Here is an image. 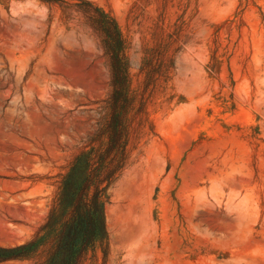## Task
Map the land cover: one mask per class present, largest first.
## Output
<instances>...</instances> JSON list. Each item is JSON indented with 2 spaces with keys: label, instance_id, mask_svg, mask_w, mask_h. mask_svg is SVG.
Here are the masks:
<instances>
[{
  "label": "rangeland",
  "instance_id": "1",
  "mask_svg": "<svg viewBox=\"0 0 264 264\" xmlns=\"http://www.w3.org/2000/svg\"><path fill=\"white\" fill-rule=\"evenodd\" d=\"M85 1L116 23L129 106L107 235L81 264H264V0ZM79 4L0 0L1 245L106 141L110 59Z\"/></svg>",
  "mask_w": 264,
  "mask_h": 264
},
{
  "label": "trees",
  "instance_id": "2",
  "mask_svg": "<svg viewBox=\"0 0 264 264\" xmlns=\"http://www.w3.org/2000/svg\"><path fill=\"white\" fill-rule=\"evenodd\" d=\"M78 6L103 34L110 59L112 92L106 141L77 156L54 206L32 237L19 244H0V264L29 258L44 248L50 249L37 264H81L95 240L107 235L106 191L125 158L128 77L121 55L122 39L113 17L90 1L80 0Z\"/></svg>",
  "mask_w": 264,
  "mask_h": 264
}]
</instances>
